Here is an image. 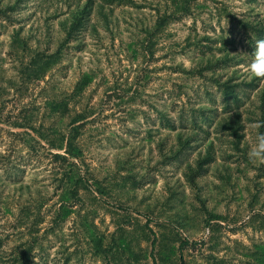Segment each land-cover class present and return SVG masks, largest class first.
Wrapping results in <instances>:
<instances>
[{
    "label": "rangeland",
    "instance_id": "rangeland-1",
    "mask_svg": "<svg viewBox=\"0 0 264 264\" xmlns=\"http://www.w3.org/2000/svg\"><path fill=\"white\" fill-rule=\"evenodd\" d=\"M249 24L264 28V0H0L8 261L30 248V264H156L157 236L176 264H264ZM38 52L56 59L30 79ZM74 126L86 179L68 199L52 146Z\"/></svg>",
    "mask_w": 264,
    "mask_h": 264
},
{
    "label": "trees",
    "instance_id": "trees-1",
    "mask_svg": "<svg viewBox=\"0 0 264 264\" xmlns=\"http://www.w3.org/2000/svg\"><path fill=\"white\" fill-rule=\"evenodd\" d=\"M248 29H251L255 31L256 37L258 39L264 40V28L254 25V24H249L247 25ZM45 55L40 54L39 52L37 53V56H33L31 58V61L23 66V70H21L22 74H29L28 77L30 79L34 78H40L43 76V73L49 68L53 62V58H55L56 54H50L47 56L48 59H45ZM56 59V58H55ZM54 59V61H55ZM233 98L235 101L240 99L238 95L231 96L228 95L227 101L230 100L232 102ZM57 104V103H56ZM53 107H55V105ZM79 135L78 127L74 126L69 130V133L64 134L63 137L59 140L58 144H54L52 147H60L63 148L65 147L64 153H54L52 154L54 160H58L60 162V166L63 167L62 177L59 179L63 191H65V197L68 199H71L69 195H67V192L71 195L73 199L77 197L78 191L80 190V186L83 185V180L86 179L80 172L79 164L75 161L78 157L81 155V150L79 148L77 138ZM87 185H89L88 181L86 180ZM68 206H63V211H58L59 214H61L62 217H65L64 215L68 213ZM153 232V229H151ZM159 238L156 236L153 241H152V250H153V259L156 264H176L172 261L170 256L164 254L162 255V251L158 249V242ZM188 240H182L180 242L179 248L182 249ZM2 242L0 241V264H15L17 258H12L14 262L10 263L8 261V258H6L3 254L4 251L2 250ZM159 251V252H158ZM158 255V256H157ZM18 257V256H17ZM159 257V258H158ZM10 259V258H9ZM29 259L30 257V248L24 250L21 253V256L18 258L17 261H22L20 264H30ZM159 259V260H158ZM106 264H112V260L109 258L108 259V253H107V258H106Z\"/></svg>",
    "mask_w": 264,
    "mask_h": 264
},
{
    "label": "clouds",
    "instance_id": "clouds-1",
    "mask_svg": "<svg viewBox=\"0 0 264 264\" xmlns=\"http://www.w3.org/2000/svg\"><path fill=\"white\" fill-rule=\"evenodd\" d=\"M254 57L255 59L251 64V71L258 78H264V67H257L258 65H264V40L257 42ZM249 160L253 164L264 162V137L258 138L257 146L250 150Z\"/></svg>",
    "mask_w": 264,
    "mask_h": 264
}]
</instances>
